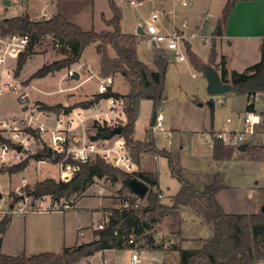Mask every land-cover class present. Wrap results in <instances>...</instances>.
Wrapping results in <instances>:
<instances>
[{"label": "trees", "instance_id": "16d2710c", "mask_svg": "<svg viewBox=\"0 0 264 264\" xmlns=\"http://www.w3.org/2000/svg\"><path fill=\"white\" fill-rule=\"evenodd\" d=\"M112 12L109 20H104L110 30L96 32L94 30L84 31L79 26L69 22L64 15L57 13L49 18L31 20L26 13L1 18L0 34L27 35L29 43L26 50L20 54L17 60V72L21 70L26 58L33 53V48L45 37L50 36L54 42L64 46L69 53L64 59L45 64L35 72L29 79L46 77L63 68H68L79 61L84 49L96 44L97 54L100 55V71L107 74H119L128 84V92L125 95L108 90L103 94H95V101L113 97L121 100L124 108L125 123L121 126L120 134L125 138L126 146L131 154L132 160L137 165L140 156L144 153L161 156L167 160L170 175L179 183V189L171 197L170 204L166 205L159 201V194L153 189L157 187V173L138 171L132 175L123 173L102 159L96 158L91 163L83 165L80 172L69 182H56L45 179L36 182L32 186H25L23 192L26 196L36 199L41 196H50L57 203L83 192L95 178L100 179L110 175L117 180V174L123 180L136 177L150 186L146 200L148 205L144 209L134 207L133 200L129 199V207L124 209H110L111 217L109 224L102 230L96 231L97 238L89 243H83L72 249L64 248L60 253H41L26 256H7L0 253V264H72L80 259L94 255L106 249H121L124 241L130 236L134 242L144 240L148 248L155 249L152 237L147 235L152 226L162 218L172 217L177 224L179 220V207L191 208L202 220L212 225L213 235L204 240L199 249H182L181 239L174 237L171 250L178 254V264H256L264 261V213L257 215H238L225 213L216 200L217 193L225 188L224 174L216 171L210 184L198 189L193 183L188 182L183 174V167L178 153L157 149L149 141H137L134 139L135 123L140 111V104L144 100L152 103L153 111H158L164 101V77L168 65L167 56L159 53L155 61V70H151L137 56V43L141 36L125 34L120 28L121 11L114 0H107ZM239 0H226L222 16L217 21L212 35L220 36L223 33L225 21ZM208 62L214 64L216 51L214 39L211 38ZM189 58L195 67L200 68L201 60L190 51L187 41L183 42ZM110 47L115 57L110 58L107 48ZM221 80L230 83L233 93L245 94L247 99L246 109L250 108L249 96L254 93H264V40L260 47V59L257 63L247 67L242 73L231 72L229 79L221 63ZM88 106L87 102L81 103ZM45 106V105H44ZM56 110L61 107L45 106ZM70 108V107H69ZM212 134V132H211ZM213 160L221 162L224 157V146L212 137ZM26 160L8 168L6 172L13 174L23 170ZM2 172V171H0ZM11 205L17 203L20 197L9 194ZM8 216L0 219V243L4 233ZM131 247L133 246L130 245ZM165 264L167 262L165 261Z\"/></svg>", "mask_w": 264, "mask_h": 264}, {"label": "rangeland", "instance_id": "374dc122", "mask_svg": "<svg viewBox=\"0 0 264 264\" xmlns=\"http://www.w3.org/2000/svg\"><path fill=\"white\" fill-rule=\"evenodd\" d=\"M8 1L10 3L9 5H0V19L19 15L23 11L24 4L26 3L25 0H19L20 3L18 2L17 4H15V0ZM129 1L131 0H114V3L121 11L120 28L122 32L136 33L137 27H144L153 12H162L160 0H140L141 3L138 6H132ZM39 8L35 11V15L37 14V16L34 20L44 19L43 12ZM65 8L68 19L83 30L92 29L100 32L111 29L101 19V16L109 19L112 17L107 0H66ZM164 12L168 14L167 11ZM48 15L47 18H49ZM171 22L172 19L169 15L162 14L156 22V25L162 32L167 33L170 31ZM173 24L179 27L180 18L173 20ZM202 33L204 34L206 32L202 31ZM188 41L191 52L195 53L201 59L206 58L210 51L208 41L206 43H202L196 39H190ZM96 47V44L86 47L79 61L68 68H63L43 78L30 80V75L43 65L64 59L69 55L64 46L54 42L50 36H45L39 44L34 46L33 53L26 58L20 71L17 72L16 70L18 59L16 63L10 62L9 64L15 67L16 76L23 85L31 84L35 87V89L31 90V100L37 101L43 106L51 107L60 104L64 107L74 106L82 109L90 107V110L103 109L105 108L103 101L99 103L98 107L89 105L90 102L97 103L95 101V94L98 78L106 77L100 71V55L97 54ZM106 48L108 56L110 58L115 57L113 50L110 47ZM136 48L138 59L150 69H156L153 68V65L159 53L167 56L168 65L164 77L165 99L157 111L163 115V126L161 129H155L153 132H150L152 130L150 126L152 103L149 100H144L140 104L134 136L144 141L147 139L148 134L152 133L156 140L155 145L158 148L176 149V152L180 155V160L187 168L184 177L191 181L197 188L202 189L203 184L210 182V174L213 171V162H211V132L221 129L226 117L232 116L234 112L244 108L245 97L244 95H236L234 98L221 95H208L206 92V81L202 71L192 64L184 45H180L179 47L180 53L185 57L182 62L176 60L174 52L164 51L161 48L152 46L148 37L145 35L139 38ZM69 69H74L79 74V78L74 79L72 76H67L66 72ZM107 76L112 77L113 88L115 90L121 93L128 92V84L119 74L109 73ZM59 88L64 89V91L62 93L55 92ZM83 102H87L88 106H82L81 103ZM0 108L1 111L6 112L12 111L15 108L17 109L13 97L9 96L1 99ZM164 131L170 132V139L164 136ZM12 166L0 169L2 171L0 174L3 175L0 176V210H18L22 206L20 201L11 205L9 194L13 193L20 198L23 196L26 197L23 192L25 186H32L36 182L45 179L57 180V171L53 165L37 166L30 159H27L26 166L23 170L9 174L6 170ZM156 166L159 189H161L163 195V199H159V201L164 200L167 202L168 195L173 194L179 184L170 175L165 158L158 156ZM249 170L246 164L243 163V166H241L238 165V162L233 161L226 162L220 168L226 182L233 185L244 182L245 185L252 186L253 179L250 176ZM242 172H245V176L242 175ZM205 174H209V177ZM116 176L117 180H113L110 175L100 179L95 178L82 194L80 195L79 193V195L88 197L100 195L102 198H107L111 202L117 203V205L121 204L124 199H131L133 200L134 206L138 209L146 208L148 205L146 197L144 199H138L129 193L124 186L125 180L118 174ZM79 195L77 197H80ZM75 197L76 195L67 199L68 202L73 203ZM47 201L49 205L52 203V200ZM63 201L60 200L57 202L56 206L58 207ZM5 215L8 216L9 214L7 213ZM190 223L188 221L184 226L187 231L186 235L188 236L195 233L193 228H189L191 226ZM153 234H160L163 240L168 237V235L162 233L160 227L158 230H150L147 232V235ZM207 234H210V230H203L199 235L206 236ZM137 250L139 251V249ZM130 253L131 250L127 249L125 256L128 255V258H126L124 264H127L126 261L130 260ZM139 255L141 258L140 264H165V260H168L167 264H177V260L174 257L176 255H165L161 248L151 250L142 249V251H139Z\"/></svg>", "mask_w": 264, "mask_h": 264}, {"label": "crops", "instance_id": "0c3cea01", "mask_svg": "<svg viewBox=\"0 0 264 264\" xmlns=\"http://www.w3.org/2000/svg\"><path fill=\"white\" fill-rule=\"evenodd\" d=\"M25 1L26 3L24 4L23 11L20 14L26 13L31 20L36 18L37 14L35 15V11L38 7H40L39 9H41L43 13H46L47 15L49 14V17L57 13H61L69 22H71L66 14V0ZM180 1L186 2V5L182 6ZM225 3L226 0H160L162 12L167 11L168 14L164 12L165 15H169L172 19V22L170 23V31L173 26L180 28L185 36L184 41H187L188 43V40L190 39H196L202 43H206L205 40H209L210 38L214 39L216 51L215 62L214 64H210L208 62L209 53L206 58L201 59L198 57L202 60L200 69L201 65L203 64L211 65L216 69L221 77V63L223 61V69L226 72V78L229 79L231 72L235 71L242 73L247 67L257 63L260 59V47L262 41L264 40V0L237 1L232 7L225 21L222 35L214 37L212 32L217 21L222 16ZM188 5L189 7H187ZM166 18L168 19V17ZM178 18H180V24L182 21H186L187 25L183 28H181L180 25L179 27L174 25L173 20H177ZM101 19L103 22L104 20H109V18H104L103 16H101ZM186 29L188 33L186 32ZM202 31H205L206 33L203 34ZM125 34L137 35L136 33ZM194 55L197 56L195 53ZM158 58L159 55H157L154 63L158 60ZM153 68L155 69V64L153 65ZM71 70L75 71L74 69ZM28 85L31 87L30 96H32L31 90L35 89V87L31 84ZM111 91L121 95L127 94V92L121 93L115 90L113 85ZM236 95H244V108L234 112L232 116L228 117H235L238 113L246 108V95L235 94L233 92L221 95L228 96L229 98H234ZM5 96L13 97L10 94H5L0 98V101ZM13 99L17 109L15 108L12 111L6 112L1 111L0 108V112H17L20 108V104L18 103L17 99H15V97H13ZM103 100L104 99H100L97 101V103L90 102L89 105L92 106L95 104L99 106V103ZM73 107L74 106L70 108ZM151 111L153 112V108H151ZM230 127L234 128L235 125H231ZM222 128L223 126L221 129ZM150 132L153 131L151 130ZM164 136L169 139L171 138L169 131H164ZM134 139L141 141L135 136ZM146 140H152L151 142L157 149L178 153L176 152V149L158 148L155 145L156 140L154 139L152 133L148 134L147 139L144 141ZM223 153V160L221 162H215L212 157V150L211 162H213V171L210 174L211 180L207 184H203V187L212 182L215 172L220 171V168L223 167L226 162H238V165L241 166H243L244 163L250 169L249 173L253 179V185L247 186L244 184V182H242V184L233 185L226 182L225 179V188L217 193L216 200L222 210L227 214L257 215L258 213L262 212L261 209L264 207V147L257 144H246V147L243 151L224 147ZM157 157L158 156L147 153L142 154L139 163L137 164V172L145 171L157 173ZM180 162L183 167V174H185L187 172V168L184 166L181 160ZM205 175L209 177V174ZM242 175L245 176V172H242ZM0 176L3 175L0 174ZM187 181L191 182L189 180ZM147 186L150 188L148 184ZM153 189L159 194V199L162 200L163 195L161 189H159V184H157V187ZM178 189L179 186L173 194L168 195L167 202L163 200L161 203L169 205L171 197L176 194ZM81 194L82 192H80V195ZM78 195L76 194L75 200L72 203V208L64 211L49 210L46 212L34 211L28 213H10L8 212L10 209L0 210V219L3 216H6L5 214H9V221L6 224L4 233L1 236L0 253L7 256H18L21 254L31 256L41 253L57 254L60 253L64 248L72 249L80 244L89 243L95 240L97 238V230L95 229V226L102 219V209H117L120 204L117 205V203L111 202L110 199L102 198L100 195L90 197L79 195L80 197H77ZM179 220L180 223L177 224L172 217L166 216L159 222L155 223L150 229L158 230L160 227L162 229V233L168 235L167 239L164 240L161 238L160 234L150 235L152 237L151 245L156 247L159 246L165 255H176L174 257L177 260V264L178 254L177 252L170 249L171 244L174 243V237L181 239L180 246L182 249H199L203 241L210 239L213 235L212 225L205 223L202 218H200L191 208L187 206L179 207ZM188 221L191 222V226H189V228H193L195 231V233L190 234L189 236L186 235L187 231L184 227ZM203 230H210V234H207L206 236H200L199 234ZM129 238H133V236H130ZM135 239L137 238H134L133 240L135 241ZM138 242L141 243L138 244ZM138 242H134L133 246L131 247L130 245L132 244L129 245L126 240L123 243L124 247L121 249H106L96 252L94 255L82 258L78 262L72 264H124L126 258H128V255L125 256L127 249H130L131 253L137 249H139V251H142V249L151 250V248H148V246L144 244V240H139ZM165 261L167 262L168 260ZM126 262L127 264H130V260H127ZM256 264H264V261H259Z\"/></svg>", "mask_w": 264, "mask_h": 264}, {"label": "built area", "instance_id": "2783aa9c", "mask_svg": "<svg viewBox=\"0 0 264 264\" xmlns=\"http://www.w3.org/2000/svg\"><path fill=\"white\" fill-rule=\"evenodd\" d=\"M3 1H0V5L6 6ZM15 1V4L20 3L19 0ZM129 3L138 6L141 1L131 0ZM180 4L185 6L186 2L180 1ZM162 14L165 13L155 11L151 14L149 21L142 27L144 35L155 47L172 51L177 61H183L185 57L180 53L179 47L183 45L185 36L180 28L174 26L169 33L162 32L156 25ZM42 15L44 19L47 18L46 13ZM186 25V21L180 24L181 28ZM210 40L211 38L205 41ZM28 43L27 35L0 34V98L10 94L20 104L17 112H0V169L30 159L37 166L53 165L57 171L56 181L66 183L80 172L83 165L99 158L123 173L129 175L136 173L137 165L127 149L125 138L121 134L110 133L113 128L121 127L125 123L122 102L109 97L103 100L105 103L103 109L61 106L52 110L31 100V87L23 85L16 76L15 67L9 64L16 63ZM73 73L74 71L69 69L66 75L73 76ZM112 85L111 76L98 78L96 93H106L111 90ZM63 91L64 89L59 88L55 92ZM249 103L250 108H245L235 117H226L223 128L212 132V137L219 140L224 147L238 149L246 144L264 147V93L250 95ZM93 106L98 107L95 104ZM162 123V113L157 112L152 131L161 129ZM231 125L235 127L231 128ZM17 147H20V150H17ZM47 200L52 198L41 196L33 199L23 196L20 199L22 206L18 210L10 209L8 212L64 211L72 208V203L67 199L58 207L53 201V204L49 205ZM128 207L129 201L124 199L117 209ZM101 216V221L95 226L96 230H102L109 224L111 210L102 209ZM127 243L134 244L133 238H129ZM140 263L139 251L134 250L131 253L130 264Z\"/></svg>", "mask_w": 264, "mask_h": 264}, {"label": "water", "instance_id": "95a60500", "mask_svg": "<svg viewBox=\"0 0 264 264\" xmlns=\"http://www.w3.org/2000/svg\"><path fill=\"white\" fill-rule=\"evenodd\" d=\"M3 4L7 6L9 5V1L4 0ZM136 34L144 35V31L142 30L141 27L137 28ZM152 45H154V43H152ZM201 71L206 81V92L208 95L219 96L233 92L232 85L230 83L222 82L219 73L216 71V69L213 66L203 64L201 65ZM72 78L78 79L79 74L74 71ZM155 118H156V111H153L150 119L151 127L155 122ZM120 132H121V127H115L110 131L112 135L120 134ZM245 147L246 145H241L238 148V150L243 151ZM17 150H20V147H17ZM124 186L131 194L138 197L139 199H143L148 192L147 184L136 177L125 180ZM0 198H1V194H0ZM261 211L264 213V207H262Z\"/></svg>", "mask_w": 264, "mask_h": 264}]
</instances>
